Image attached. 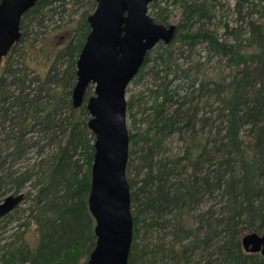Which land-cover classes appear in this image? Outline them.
<instances>
[{"label":"trees","instance_id":"16d2710c","mask_svg":"<svg viewBox=\"0 0 264 264\" xmlns=\"http://www.w3.org/2000/svg\"><path fill=\"white\" fill-rule=\"evenodd\" d=\"M83 1L86 10L69 40L60 49L41 45L50 65L37 72L26 47L28 28L40 26L53 6L65 11ZM259 4L235 0V26L224 24L221 35L213 25L218 0L149 5V16L163 25L168 7L177 6L180 24L169 45L159 43L147 54L132 81L149 79L139 94L145 98L127 102L128 264H264L263 256L241 247L244 235L260 231L264 180V157L252 149L264 138V0ZM258 6L261 11L254 10ZM95 7V0H39L22 16L21 39L0 64V191L24 194L27 222L21 227L31 225L37 236L35 243L24 232L15 237L0 250V264H86L95 247L87 203L94 135L85 107L93 88L80 108L71 100ZM199 45L206 59L198 56ZM52 146L44 157V147ZM34 148L36 169L11 172Z\"/></svg>","mask_w":264,"mask_h":264},{"label":"water","instance_id":"95a60500","mask_svg":"<svg viewBox=\"0 0 264 264\" xmlns=\"http://www.w3.org/2000/svg\"><path fill=\"white\" fill-rule=\"evenodd\" d=\"M39 0L0 1V64L20 41L22 16ZM153 0H95L87 18L89 33L76 63L72 106L85 103L88 129L94 135L88 209L94 219L95 247L86 264H128L133 239L130 188L126 178L129 151L126 90L145 58L159 43L169 45L176 26L157 24L148 14ZM24 194L0 203V220L22 202ZM245 253L264 257V234L241 238Z\"/></svg>","mask_w":264,"mask_h":264},{"label":"rangeland","instance_id":"374dc122","mask_svg":"<svg viewBox=\"0 0 264 264\" xmlns=\"http://www.w3.org/2000/svg\"><path fill=\"white\" fill-rule=\"evenodd\" d=\"M219 5L215 8V18L213 20L214 27H218V34H222L221 26L224 24H228L230 27L235 26V21L237 19V13L234 9L235 0H218ZM254 3L259 4V0H254ZM53 6L55 8V12L50 17H44L40 26L34 25L33 27L28 28V38L26 47L28 48L29 53H33L35 56V60L31 62V66L39 73H45L50 65L49 60L46 55L41 53L39 50L42 47L41 45L44 43L47 47L53 46L54 49H60L65 42H67L68 36L71 35L69 29L74 26V22L79 19L80 14L86 10L87 3L83 1L79 6L74 9H69V7L63 11L61 7ZM86 6V7H85ZM255 11H261L260 6L254 8ZM94 11V10H93ZM244 13L249 18L250 8L245 7ZM92 14V13H91ZM90 14V15H91ZM168 20L166 26L174 25L177 26L180 24V10L177 6L170 5L168 7ZM258 15H253V19H257ZM264 22V18L262 19ZM181 34L184 33V30L179 32ZM34 41V44L31 43ZM44 47L45 50L48 48ZM35 51V52H34ZM198 56L201 59H206L208 54L205 52L204 45L198 46ZM150 83L148 78H144L139 85H134L131 83L126 90V101L133 99L135 105L139 104L140 101L145 98H141L139 96L141 92L145 93L148 84ZM93 94V93H92ZM135 108L133 112H135ZM129 122L127 121V128ZM39 141V139L37 140ZM40 145L43 142H39ZM254 154L258 157H264V138L262 140H257L252 147ZM37 148L30 150L26 155L25 159L17 162L13 167L10 168L11 172L16 171V173H20L24 170L31 169L32 166L35 167L38 162V153ZM54 147H44L42 155L48 156L52 154ZM36 169V167L34 168ZM33 169V171H34ZM15 173V174H16ZM260 192H261V203L257 206V214L259 216V228L260 231L255 232L257 234H261L264 229V180L260 183ZM0 191V203L12 193H4ZM27 203L23 201L7 218L5 221H0V250L12 242L15 237L19 236V234L23 233V238L28 240L31 243H35L36 241V233L33 227L30 225L27 229L22 228V224H24L27 219ZM253 233V232H251ZM250 234V233H248ZM264 234V233H262Z\"/></svg>","mask_w":264,"mask_h":264}]
</instances>
